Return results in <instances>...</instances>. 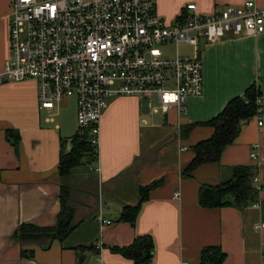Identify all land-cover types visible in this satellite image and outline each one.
Segmentation results:
<instances>
[{"label": "crops", "instance_id": "obj_1", "mask_svg": "<svg viewBox=\"0 0 264 264\" xmlns=\"http://www.w3.org/2000/svg\"><path fill=\"white\" fill-rule=\"evenodd\" d=\"M11 1L0 0V71L9 57ZM246 1L264 8V0H154V9L172 24L189 3L210 15ZM199 57L203 92L187 100L185 113H148L145 101L111 97L100 121L97 165L85 161L66 176L58 165L61 146L68 150L77 131L74 99L39 110L35 80L0 85V264H132L112 249L138 238L152 241L150 264H200L206 247L221 249L222 264H264V230L255 228L264 223V190L256 195L257 207L199 204L201 187L227 182L233 168L247 169L264 185V127L257 126L256 116L241 123L217 162L183 175L193 147L214 134L209 122L252 85L260 86L264 119V31L201 44ZM9 131L18 135L15 147ZM153 184L134 224L120 220L124 208L136 206L140 191ZM62 186L74 211L72 231L48 247L17 242L13 233L21 224H55ZM23 251L31 256L22 257Z\"/></svg>", "mask_w": 264, "mask_h": 264}, {"label": "built area", "instance_id": "obj_2", "mask_svg": "<svg viewBox=\"0 0 264 264\" xmlns=\"http://www.w3.org/2000/svg\"><path fill=\"white\" fill-rule=\"evenodd\" d=\"M9 8V57L0 85L35 80L39 110L74 99L77 132H87L97 158L100 121L111 97L145 101L148 113H185L187 100L203 92L201 44L264 31V8L253 1L210 15L189 3L172 24L156 15L154 0H12ZM180 45L190 52L181 53ZM166 46L175 47L170 58L162 52ZM256 105L262 128V96ZM251 182L257 193L264 190L258 176ZM255 228L264 230V223Z\"/></svg>", "mask_w": 264, "mask_h": 264}, {"label": "trees", "instance_id": "obj_3", "mask_svg": "<svg viewBox=\"0 0 264 264\" xmlns=\"http://www.w3.org/2000/svg\"><path fill=\"white\" fill-rule=\"evenodd\" d=\"M262 95L259 85L250 86L242 97L232 99L227 103L222 112L209 122L214 128L213 136L196 144L193 147L194 158L187 165L183 175L190 177L192 171L199 165L207 162H217L224 148L231 144L239 132L242 122L247 121L256 113V99ZM8 139L13 138L12 144L17 145L18 135L8 132ZM87 161L93 165L97 163V155L88 142V134L84 132L75 135L69 141V149L61 146L58 172L61 176L69 174L70 170ZM149 188L140 191L139 203L134 207H125L120 215V220L134 224L136 215L142 201L146 198ZM67 189L60 188V210L55 224L48 227H39L34 224H21L13 233V238L20 244H42L48 247L51 242L62 241L75 227L73 224V209L67 203ZM251 174L245 168H233L231 178L217 187H201L199 204L204 208H219L223 206H248L256 199ZM115 253L132 261V264H150V259L143 257L146 251L151 252L152 241L149 238H138L132 245L125 248H113ZM22 257H30L31 252H21ZM225 254L218 247H206L201 251L200 264H222Z\"/></svg>", "mask_w": 264, "mask_h": 264}, {"label": "rangeland", "instance_id": "obj_4", "mask_svg": "<svg viewBox=\"0 0 264 264\" xmlns=\"http://www.w3.org/2000/svg\"><path fill=\"white\" fill-rule=\"evenodd\" d=\"M8 43H9V33H8ZM179 51L181 53H189L190 52V48L184 46V45H180L178 47ZM162 52L166 57H172L174 55L175 52V47L174 46H166L164 48H162ZM73 102H69L70 106H71V110H73V106H72Z\"/></svg>", "mask_w": 264, "mask_h": 264}, {"label": "water", "instance_id": "obj_5", "mask_svg": "<svg viewBox=\"0 0 264 264\" xmlns=\"http://www.w3.org/2000/svg\"><path fill=\"white\" fill-rule=\"evenodd\" d=\"M143 257L146 259H150L151 258V253L149 251H146L143 253Z\"/></svg>", "mask_w": 264, "mask_h": 264}]
</instances>
